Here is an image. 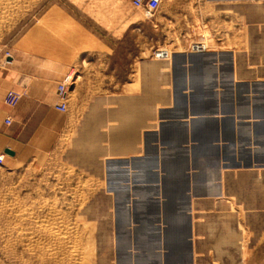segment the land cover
Here are the masks:
<instances>
[{"label": "crops", "instance_id": "0c3cea01", "mask_svg": "<svg viewBox=\"0 0 264 264\" xmlns=\"http://www.w3.org/2000/svg\"><path fill=\"white\" fill-rule=\"evenodd\" d=\"M168 1L159 6L160 23L177 6ZM227 1L207 0L217 14L201 20L215 48L140 61L137 78L114 80L91 67L62 112L53 92L19 83L12 56L0 66V155L26 158L53 140L68 145L64 159L102 184L91 192L90 213L116 263L234 264L238 215L251 230L263 228L264 3L231 0L238 14L227 16ZM65 72L62 65L55 75ZM19 85L23 96L9 108L3 95Z\"/></svg>", "mask_w": 264, "mask_h": 264}, {"label": "rangeland", "instance_id": "374dc122", "mask_svg": "<svg viewBox=\"0 0 264 264\" xmlns=\"http://www.w3.org/2000/svg\"><path fill=\"white\" fill-rule=\"evenodd\" d=\"M175 1L177 6L167 8L160 23L162 8L148 14L130 0H0V66L8 68L12 56L13 68L24 77L19 83L25 82L28 89L36 85L43 94L53 92L57 96L54 107L62 112L67 102L64 110L58 108L62 99L57 88L68 76L72 83L64 101L73 100L72 86L91 67L97 66L114 80L137 78L133 68L140 61L167 62L172 51L191 49L198 42H206V49L215 48L201 20L217 14V4L197 0L193 7L186 0ZM168 2L162 0V7ZM233 3L226 2L227 16L238 14ZM188 14L196 20L193 26ZM157 50L167 51L168 57L158 59ZM62 65L66 72L56 77ZM21 88L5 91L7 107L19 103L24 93ZM10 122L6 115L4 123ZM68 147L62 143L59 148L53 140L35 146L26 158L1 154L0 264H123L112 256L97 213H90V192L102 184L92 181L87 169L64 159ZM238 217L242 239L234 264H264V225L251 230L245 224V213Z\"/></svg>", "mask_w": 264, "mask_h": 264}, {"label": "built area", "instance_id": "2783aa9c", "mask_svg": "<svg viewBox=\"0 0 264 264\" xmlns=\"http://www.w3.org/2000/svg\"><path fill=\"white\" fill-rule=\"evenodd\" d=\"M130 1L134 7L142 8L148 14H151L152 12L156 11L162 2V0H130ZM199 49H201V48H199ZM6 55H8V54H6ZM154 55L158 59L159 58H167L168 52L157 50V51H155ZM71 83L72 82L69 80V76H68L65 78V81L62 84H60L57 88V94L62 99V101L60 103H58V108L61 110L65 109V101L63 99H65L68 85H71ZM7 121H9L8 118H7ZM2 161H3V155H0V165H1Z\"/></svg>", "mask_w": 264, "mask_h": 264}, {"label": "bare ground", "instance_id": "6f19581e", "mask_svg": "<svg viewBox=\"0 0 264 264\" xmlns=\"http://www.w3.org/2000/svg\"><path fill=\"white\" fill-rule=\"evenodd\" d=\"M207 47V44H206V42H198V43H194V44H192L191 45V49H193V50H201L202 48L204 49V48H206ZM199 48H201V49H199ZM202 49V50H203ZM194 67V66H193ZM257 67V66H256ZM241 74V73H240ZM191 78V77H190ZM160 84V83H159ZM252 84V83H251ZM191 85V84H190ZM146 86V85H145ZM150 87V86H149ZM145 88V87H144ZM151 92V91H150ZM152 93V92H151ZM249 93V92H248ZM250 94V93H249ZM200 95V94H199ZM158 97V96H157ZM259 97V96H258ZM199 98V97H198ZM69 100V99H68ZM138 101V100H137ZM179 101V100H178ZM227 102V101H226ZM260 102V101H259ZM56 103V102H55ZM147 106V105H146ZM237 106V105H236ZM158 108V107H157ZM123 110V109H122ZM158 111V110H157ZM142 112V111H141ZM140 112V113H141ZM148 112V111H147ZM118 116V115H117ZM116 117V116H115ZM120 118V117H119ZM136 118V117H135ZM142 118V117H141ZM121 122V121H120ZM120 122H118V123H120ZM124 122V121H123ZM142 122V121H141ZM79 123V122H78ZM127 123V122H126ZM82 124V123H81ZM123 124V123H122ZM125 126H127V125H125ZM167 129V128H166ZM120 132V131H119ZM74 133V132H73ZM125 134V133H124ZM70 135V134H69ZM67 136V135H66ZM114 136V135H113ZM127 137V136H126ZM199 137V136H198ZM101 138V137H100ZM95 142V141H94ZM129 144V143H128ZM119 146V145H118ZM127 146V145H126ZM64 151H65V149H64ZM138 158V157H137ZM67 162V161H66ZM215 166V165H214ZM56 167V166H55ZM202 168V167H201ZM83 171V170H82ZM71 172V171H70ZM139 172V171H138ZM261 175V174H260ZM50 178V177H49ZM64 178V177H63ZM105 181V180H104ZM68 183V182H67ZM203 186V185H202ZM206 187V186H205ZM114 189V188H113ZM91 193V192H90ZM129 196V195H128ZM174 196V195H173ZM143 198V197H142ZM137 200V199H136ZM218 200V199H217ZM36 202V201H35ZM44 206V205H43ZM63 206V205H62ZM49 207V206H48ZM127 207V206H126ZM69 208V207H68ZM74 208V207H73ZM145 209V208H144ZM89 210V209H88ZM56 215H58V214H56ZM165 215V214H164ZM46 217V216H45ZM120 218V217H119ZM132 219V218H131ZM45 220V219H44ZM54 221V220H53ZM88 223H90V222H88ZM87 224V223H86ZM85 225V224H84ZM166 225V224H165ZM166 229V228H165ZM50 231V230H49ZM53 231V230H52ZM51 235H52V233H51ZM156 237V236H155ZM54 238V237H53ZM110 238V237H109ZM138 238V237H137ZM52 241H53V239H52ZM120 241V240H119ZM59 243H60V240H59ZM144 243V242H143ZM118 244V243H117ZM72 250H73V248H71ZM76 249V248H75ZM130 249V248H129ZM45 250V249H44ZM122 250V249H121ZM75 251V250H74ZM133 251V250H132ZM151 251V250H150ZM134 252V251H133ZM49 253V252H48ZM91 254V253H90ZM118 256V255H117ZM100 260H102V259H100ZM113 260V259H112Z\"/></svg>", "mask_w": 264, "mask_h": 264}, {"label": "water", "instance_id": "95a60500", "mask_svg": "<svg viewBox=\"0 0 264 264\" xmlns=\"http://www.w3.org/2000/svg\"><path fill=\"white\" fill-rule=\"evenodd\" d=\"M4 151H5V153L10 154V155L14 154V152L9 148H6Z\"/></svg>", "mask_w": 264, "mask_h": 264}]
</instances>
